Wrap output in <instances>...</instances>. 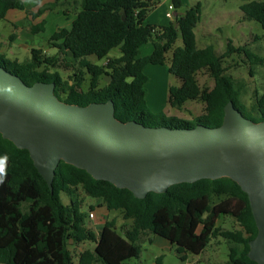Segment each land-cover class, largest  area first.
I'll return each mask as SVG.
<instances>
[{"label":"trees","instance_id":"16d2710c","mask_svg":"<svg viewBox=\"0 0 264 264\" xmlns=\"http://www.w3.org/2000/svg\"><path fill=\"white\" fill-rule=\"evenodd\" d=\"M158 1L81 0L70 28L58 29L50 36L60 54L72 57L71 63L31 48L27 62L10 60L0 52V67L27 86L53 83L55 96L65 104L87 106L111 100L115 118L123 123L135 121L146 127L170 129L196 125L216 128L222 124L229 101L244 118L254 123L264 121V91L255 93V111L251 112L243 100L247 88L227 74L224 66L232 54L243 56L250 70L262 60L231 43L221 55L212 46L199 49L194 34L201 12L199 3L167 26L146 24L147 13ZM172 6L180 7V0H172ZM9 10L27 12L22 0H0V20ZM240 10L245 20L257 22L264 33V0L243 3ZM32 31L43 32V25ZM179 35L182 47H175ZM147 43L152 45V52L140 58L139 49ZM113 49H118L120 56L108 58ZM92 57L105 62L97 65L90 61ZM167 61L169 74L180 81L178 87L168 88L170 107L182 110L188 101L203 104L202 113L190 121L164 113L154 115L146 104L144 67L165 65ZM60 69L70 72L64 77ZM199 72L212 79V87L199 86ZM80 192L107 212L118 211L130 224L122 225L118 233L116 221L111 219L94 231L86 223L89 214L82 212ZM61 193L68 197V204L62 202ZM224 219L236 227L223 228L219 221ZM149 234L168 241L181 261L188 254L203 253L212 240L221 238L229 245L226 264H257L247 257L249 241L257 234L248 198L232 180L181 183L165 193L150 192L137 199L127 189L95 180L86 171L61 161L51 192L28 151L17 149L0 134V264H73V257L77 264H126L139 257V242ZM84 243H92L94 248L75 253V247Z\"/></svg>","mask_w":264,"mask_h":264},{"label":"water","instance_id":"95a60500","mask_svg":"<svg viewBox=\"0 0 264 264\" xmlns=\"http://www.w3.org/2000/svg\"><path fill=\"white\" fill-rule=\"evenodd\" d=\"M54 88L27 86L0 67V134L28 151L51 192L61 161L137 199L176 184L228 178L247 195L257 229L247 257L264 264V121L244 118L229 101L216 128L146 127L118 121L111 100L65 104Z\"/></svg>","mask_w":264,"mask_h":264},{"label":"rangeland","instance_id":"374dc122","mask_svg":"<svg viewBox=\"0 0 264 264\" xmlns=\"http://www.w3.org/2000/svg\"><path fill=\"white\" fill-rule=\"evenodd\" d=\"M22 1L27 12L9 11L7 17L0 20V52L10 60L27 62L30 59V49L35 48L42 50L47 56L59 55V58L71 63L72 57L69 54H60L53 47L52 44L55 42L50 40V36L58 29L70 28L81 0ZM248 1L252 0H180L181 6L174 8L172 0H159L147 13L145 23L157 28L167 26L174 22L176 16L183 15L188 9L199 3L201 6L200 18L194 29L196 45L199 49L212 46L215 53L221 55L226 52L227 44L231 43L234 47H242L262 60L261 64L253 65L250 70V64L243 56L232 54L224 65L228 69L226 73L247 88L248 93L243 96V100L247 102L248 109L254 112L255 93L259 92L260 94L264 91V33L257 22L243 18L240 6ZM38 12H42V14L38 15ZM39 24L43 25L44 31L33 34L32 28ZM11 36L14 37L11 39ZM175 47H182L180 35ZM151 52L152 45L147 43L139 49V57H147ZM119 56L120 51L118 49H113L108 54V58ZM90 61L97 65H102L105 62V60L98 61L94 57L90 58ZM168 68L169 61L165 65L148 64L144 67L143 72L147 78L145 85L146 104L154 115L164 113L168 117L190 121L202 113L203 104L188 101L182 110L170 107L168 88L170 86L178 87L180 81L169 74ZM60 71L64 77L70 72L63 69ZM196 78L201 88L213 86L212 79L205 72H199ZM86 87L87 83L84 84V88ZM79 195L83 200L82 212L86 216L89 214V207H93L92 213L95 218H87L86 223L94 231L99 229L105 218L116 221L118 233H120L122 225L130 224L131 221H124L118 211L105 214V211L97 206L95 199L87 197L83 192H80ZM60 197L64 204L69 203L68 197L63 193ZM219 224L225 229L236 227L231 225L230 219L219 221ZM153 236L149 234L140 240L139 259H131L126 264H151L154 261L153 254L161 255L164 264H206L212 262L226 264L228 261L229 245L221 238L214 239L212 245L208 246L203 253L199 255L188 254L187 260L181 261L174 248L171 251H166L149 245L147 238ZM91 247H93L92 243H84L75 247L74 252L77 253ZM70 249L72 250V247ZM73 264H77L76 257H73Z\"/></svg>","mask_w":264,"mask_h":264},{"label":"crops","instance_id":"0c3cea01","mask_svg":"<svg viewBox=\"0 0 264 264\" xmlns=\"http://www.w3.org/2000/svg\"><path fill=\"white\" fill-rule=\"evenodd\" d=\"M9 11H13V10H9ZM8 11V12H9ZM16 11H18V12H20L19 10H16ZM7 12V13H8ZM21 12H23V11H21ZM6 13V16H5V18L7 17V14ZM10 14V13H9ZM139 56V55H138ZM148 56V55H147ZM146 57V56H145ZM101 209H103V211H105V214L106 213H108L107 211H106V209L104 208V207H100ZM104 213V212H103ZM104 214V215H105ZM94 218H95V215H94ZM93 218V219H94ZM107 219L105 218V219H103V223L106 221ZM103 225V224H102ZM101 225V226H102ZM101 226L99 227V229L101 228ZM98 229V230H99ZM148 239V242H149V245H151L152 247L154 246V247H158V248H161V249H165L166 251H171L172 249H173V247H172V245L168 242V241H166L165 239H163V238H161V237H158V236H153V237H151V238H147ZM213 241L214 240H212L211 241V243L209 244V246L210 245H212V243H213ZM94 248V245H93V247H91L90 249H93ZM139 257H140V255H139ZM139 257L137 258V259H139ZM153 257H154V261L153 262H151V264H164V262H163V260H162V256L161 255H156V254H153ZM187 260V259H186ZM185 260V261H186ZM206 264H217V263H206Z\"/></svg>","mask_w":264,"mask_h":264},{"label":"built area","instance_id":"2783aa9c","mask_svg":"<svg viewBox=\"0 0 264 264\" xmlns=\"http://www.w3.org/2000/svg\"><path fill=\"white\" fill-rule=\"evenodd\" d=\"M89 218L93 219L94 218V214L92 212L89 213Z\"/></svg>","mask_w":264,"mask_h":264}]
</instances>
